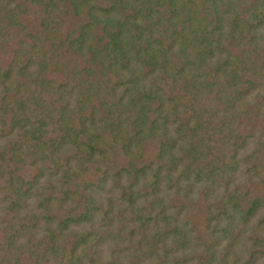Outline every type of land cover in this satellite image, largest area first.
Wrapping results in <instances>:
<instances>
[{"label": "trees", "instance_id": "obj_1", "mask_svg": "<svg viewBox=\"0 0 264 264\" xmlns=\"http://www.w3.org/2000/svg\"><path fill=\"white\" fill-rule=\"evenodd\" d=\"M0 264H264V0H0Z\"/></svg>", "mask_w": 264, "mask_h": 264}, {"label": "rangeland", "instance_id": "obj_2", "mask_svg": "<svg viewBox=\"0 0 264 264\" xmlns=\"http://www.w3.org/2000/svg\"><path fill=\"white\" fill-rule=\"evenodd\" d=\"M37 188V187H36ZM37 201V200H34V202ZM34 203H32L31 205L33 206ZM21 216H22V213H21Z\"/></svg>", "mask_w": 264, "mask_h": 264}]
</instances>
